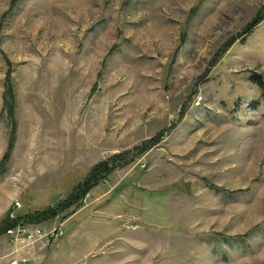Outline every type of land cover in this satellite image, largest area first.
Segmentation results:
<instances>
[{
	"label": "rangeland",
	"instance_id": "obj_1",
	"mask_svg": "<svg viewBox=\"0 0 264 264\" xmlns=\"http://www.w3.org/2000/svg\"><path fill=\"white\" fill-rule=\"evenodd\" d=\"M251 74L264 84V0H0V159L7 80L15 125L0 223L127 153L37 224L63 236L27 264H264V92ZM9 249L0 236V264Z\"/></svg>",
	"mask_w": 264,
	"mask_h": 264
},
{
	"label": "trees",
	"instance_id": "obj_2",
	"mask_svg": "<svg viewBox=\"0 0 264 264\" xmlns=\"http://www.w3.org/2000/svg\"><path fill=\"white\" fill-rule=\"evenodd\" d=\"M259 20L260 18H257L252 22H250V24H248L245 27V29L241 31V33L251 32L253 27L260 22ZM239 36H241V34ZM229 44L230 41L227 43L226 46H228ZM249 81L254 85H256L262 92H264V84L261 80V77H259L258 75L251 74L249 76ZM1 110L2 113L5 114L6 118L9 120V124H8L9 134L7 138V146L5 152L3 153L0 159V174L6 171L7 168L6 164L9 158L10 151L14 144V133H15V125L12 119L13 96L8 80L6 81L2 93ZM156 140L157 137L152 138L147 142L146 141L143 142L142 144L139 145V147L137 146L133 147L132 151H134V157L137 156L138 153H141L142 150L150 146L149 143L152 144ZM126 155L127 153H124L123 155L121 154L113 155L109 159L100 161L94 164L93 166H91L87 171L86 175L82 178L80 182L76 183L73 186L72 190L67 194V196L58 200L53 205L46 206L41 210L32 211L24 215H16L14 219H9L8 215H6L5 218L2 220V222L0 223V236H2L7 229L15 226L17 223H32L37 225L57 217V215L66 211L68 208L76 204V202L80 198L84 197V195L88 191H90L94 186H96L98 183L105 182L107 175L110 174L114 168H117V165L124 166L126 162L125 161L123 162V158H125ZM130 161H131V156H130V160L128 159V162Z\"/></svg>",
	"mask_w": 264,
	"mask_h": 264
},
{
	"label": "built area",
	"instance_id": "obj_3",
	"mask_svg": "<svg viewBox=\"0 0 264 264\" xmlns=\"http://www.w3.org/2000/svg\"><path fill=\"white\" fill-rule=\"evenodd\" d=\"M19 208V203L15 202L12 211L8 213V218L14 219L16 216L14 212ZM3 235L10 243V250L6 255L7 264H27L37 254H34L35 250L40 252L46 249L53 241L63 236V231L59 226L43 229L32 223H17Z\"/></svg>",
	"mask_w": 264,
	"mask_h": 264
},
{
	"label": "crops",
	"instance_id": "obj_4",
	"mask_svg": "<svg viewBox=\"0 0 264 264\" xmlns=\"http://www.w3.org/2000/svg\"><path fill=\"white\" fill-rule=\"evenodd\" d=\"M95 164H96V163H95ZM93 165H94V164H93ZM62 231H63V230H62ZM9 250H10V249H9ZM8 252H9V251H8ZM48 252H50V250H49ZM6 255H7V254H6ZM6 255H4L3 258L6 259V258H7ZM50 260H51V256H50V254H49V256H48V258H47L46 261L48 262V261H50ZM4 264H7V259L5 260V263H4ZM43 264H44V263H43ZM49 264H50V263H49Z\"/></svg>",
	"mask_w": 264,
	"mask_h": 264
}]
</instances>
